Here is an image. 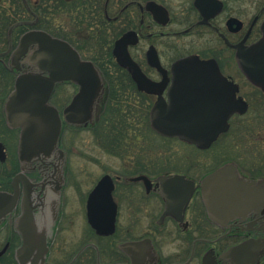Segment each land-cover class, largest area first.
I'll return each mask as SVG.
<instances>
[{"label":"flooded vegetation","instance_id":"obj_1","mask_svg":"<svg viewBox=\"0 0 264 264\" xmlns=\"http://www.w3.org/2000/svg\"><path fill=\"white\" fill-rule=\"evenodd\" d=\"M17 4L23 9L15 14ZM32 29L70 44L97 69L102 89L92 120L72 124L63 111L80 84L56 81L48 103L61 119L58 144L49 156L24 163L22 127L8 122L6 103L20 75L49 76L33 64L35 48L16 51ZM263 39L264 0H0V192L14 199L8 208L0 202V264H264V162L145 160L138 139L128 137L147 123L163 139L201 152L213 147L222 134L200 148L152 128L150 111L157 102L170 103L173 64L192 55L213 59L240 95V82L224 70L233 67L230 72L247 80L238 60L246 54L252 65L264 67ZM134 67L153 85L138 83ZM80 128H92L98 141L106 138L103 149L124 157L118 171L106 170L88 190L93 177L71 172L72 145L62 142L66 129L76 136ZM228 162L253 183L243 187L240 209L229 216L218 211L214 219L203 180ZM104 176L111 190L90 199ZM90 214L106 220L113 214V229L97 230Z\"/></svg>","mask_w":264,"mask_h":264},{"label":"water","instance_id":"obj_2","mask_svg":"<svg viewBox=\"0 0 264 264\" xmlns=\"http://www.w3.org/2000/svg\"><path fill=\"white\" fill-rule=\"evenodd\" d=\"M30 45L36 49L32 56L33 64L38 70L47 71L49 76L36 73L20 75L6 103L8 122L22 127L19 156L24 163L30 161L31 157L49 156L58 144L61 119L57 109L48 103L56 81L71 79L80 84L79 93L63 111L65 120L72 124L86 125L92 120L95 98L102 89L97 69L91 62L82 61L66 41L52 37L43 30L32 29L21 36L16 51H23ZM238 60L246 78L264 91V67L252 65L247 54L244 58L238 56ZM131 72L138 83L150 84L137 68L134 67ZM171 90L168 105L162 101L153 105L150 111L151 127L162 134L179 136L200 148L208 147L220 133L228 130V121L233 114H243L248 109V103L237 97L238 85L221 73L213 59H200L195 55L178 59L173 64ZM175 90L176 95L173 96ZM180 178L179 175L174 177L176 180ZM107 179L104 176L99 181L90 199L109 193L111 188L107 186ZM251 183L253 181L243 179L233 162L208 174L203 184L209 215L215 219L218 211L229 216L238 207L240 209L245 192L243 187ZM190 186L191 183L189 195ZM13 201V198L9 200L8 195L0 192V202L7 203L5 208L10 207ZM2 214L3 211L0 216ZM89 219L97 230L107 226L110 231L113 229V214L112 220L110 215L106 220L105 216L100 215L95 219L92 214Z\"/></svg>","mask_w":264,"mask_h":264},{"label":"rangeland","instance_id":"obj_3","mask_svg":"<svg viewBox=\"0 0 264 264\" xmlns=\"http://www.w3.org/2000/svg\"><path fill=\"white\" fill-rule=\"evenodd\" d=\"M232 68H228L227 72L224 70V73L229 72L240 82V95L249 103L247 113L234 116L230 120L229 130L222 134L213 147L205 152H201L193 146H186L185 143L175 139H163L152 132L147 123L143 131L140 127H134L135 132L130 131L128 137L132 140L138 139V146L143 147L138 148V151L143 153L142 157L145 160H151L153 157L161 160L168 158L181 160L188 157L192 161L207 163L233 160L243 166H253L257 162H264V93L243 79L237 70L230 72ZM92 130V128H80L79 131L74 132L76 136H73L72 132L66 129L62 139L64 145L73 146H69L71 172L78 169L81 171V176L89 173L87 176L94 179L87 190L106 170L118 171V162L124 158L123 156L121 158L119 150H116L112 155L114 150L110 152L103 149L101 145L105 144L106 138L103 137V140L98 141L99 137H94ZM133 154L136 158L137 153Z\"/></svg>","mask_w":264,"mask_h":264},{"label":"trees","instance_id":"obj_4","mask_svg":"<svg viewBox=\"0 0 264 264\" xmlns=\"http://www.w3.org/2000/svg\"><path fill=\"white\" fill-rule=\"evenodd\" d=\"M17 1L20 2L21 0H17ZM52 1H56V0H52ZM46 7H47V6H46ZM46 7L43 6V7H41L40 9H37V10L39 11V13H41V12L43 13V12H45V8H46ZM20 9H23V6H22L21 4H20V5L17 4V5L15 6V14H16V13H19V12H20V11H19ZM53 10L56 11V10H57V7H56V6H53ZM6 31H7V30H6Z\"/></svg>","mask_w":264,"mask_h":264}]
</instances>
